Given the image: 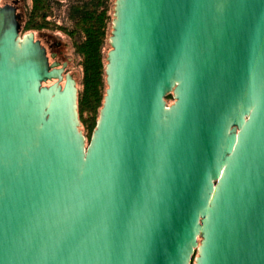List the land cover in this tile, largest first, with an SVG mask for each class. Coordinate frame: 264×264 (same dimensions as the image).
Returning a JSON list of instances; mask_svg holds the SVG:
<instances>
[{
	"label": "water",
	"instance_id": "1",
	"mask_svg": "<svg viewBox=\"0 0 264 264\" xmlns=\"http://www.w3.org/2000/svg\"><path fill=\"white\" fill-rule=\"evenodd\" d=\"M110 46L87 143L0 6V264H264V0H116Z\"/></svg>",
	"mask_w": 264,
	"mask_h": 264
},
{
	"label": "trees",
	"instance_id": "2",
	"mask_svg": "<svg viewBox=\"0 0 264 264\" xmlns=\"http://www.w3.org/2000/svg\"><path fill=\"white\" fill-rule=\"evenodd\" d=\"M109 2L110 0H83L73 3L68 14L73 22L72 25L75 26L72 30L67 26L51 22L50 18L54 17V6L51 5V0H31L29 20L24 26L25 31L61 29L72 38L75 34L80 36L81 41L75 42V51L80 56L85 71V90L82 97L78 98L79 117H82L85 111H96L100 107V101L102 102L101 48L106 43L111 22Z\"/></svg>",
	"mask_w": 264,
	"mask_h": 264
},
{
	"label": "rangeland",
	"instance_id": "3",
	"mask_svg": "<svg viewBox=\"0 0 264 264\" xmlns=\"http://www.w3.org/2000/svg\"><path fill=\"white\" fill-rule=\"evenodd\" d=\"M26 1L28 3L27 7L29 11L30 2L29 0H25V4H26ZM78 1H83V0H51V5L54 6V17L50 18V20H52L51 22H54V20H56L62 26H65V27L67 26L73 30L75 26L72 25L73 22H71L67 17L69 14L70 6L73 3L78 2ZM115 1L116 0H110L109 2V13L111 16V22L109 24L108 37H107L106 43H104V45L101 48L102 64H103V75H102L103 85L101 86L102 102L100 101L101 103V104L99 103L100 107L96 111L95 110L85 111L82 117L80 116V122H81L80 128L86 137L87 143H89L92 137L93 131L97 126V122L100 117V110L102 109L104 98L106 95V90L108 88L107 82H106L105 70H106V64H107V55L111 49L110 37H111V32H112V27H113ZM47 32H49V34L53 36L54 41L61 42L63 44V46L61 47V53H60L61 62H65L67 64L66 72L72 74L74 78L76 79L77 87H78V95H79V98L82 97V94L84 93V90H85V71L80 61L81 58L75 51V42L81 41L80 36L75 34V37L71 38L69 37V35L61 31V29L49 30ZM65 75L66 74H64V76ZM166 101L168 105L172 104L174 102L173 95L170 94V97L168 98L166 97ZM196 255H197V252L195 256ZM195 256H194V259H195ZM194 259L191 264H195Z\"/></svg>",
	"mask_w": 264,
	"mask_h": 264
},
{
	"label": "flooded vegetation",
	"instance_id": "4",
	"mask_svg": "<svg viewBox=\"0 0 264 264\" xmlns=\"http://www.w3.org/2000/svg\"><path fill=\"white\" fill-rule=\"evenodd\" d=\"M29 2L31 3V0H29ZM27 5L28 3L26 1L25 4V0H0V6L11 7L14 8V10L16 11L17 19L20 24V38L30 33H33L35 40H38L42 44V46L46 48L47 54L50 58V63H55V62L65 63V62H61V54H60L61 47L63 46V44L61 42H56L53 40V36H51L49 32H47L49 31V29H43V30L35 29V30H26V31L24 30V26L29 20V11ZM67 18L70 21H72L69 18V15ZM52 23L57 24L58 22L54 20V22ZM65 73L67 72L65 71Z\"/></svg>",
	"mask_w": 264,
	"mask_h": 264
}]
</instances>
